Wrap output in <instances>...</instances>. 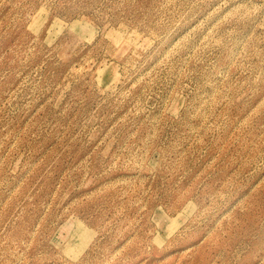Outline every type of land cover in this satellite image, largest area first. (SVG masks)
<instances>
[{"label":"rangeland","instance_id":"rangeland-1","mask_svg":"<svg viewBox=\"0 0 264 264\" xmlns=\"http://www.w3.org/2000/svg\"><path fill=\"white\" fill-rule=\"evenodd\" d=\"M0 264H264V0H0Z\"/></svg>","mask_w":264,"mask_h":264}]
</instances>
